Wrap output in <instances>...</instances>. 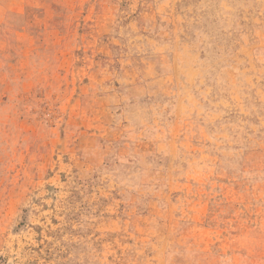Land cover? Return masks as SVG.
I'll list each match as a JSON object with an SVG mask.
<instances>
[{"label": "rangeland", "instance_id": "1", "mask_svg": "<svg viewBox=\"0 0 264 264\" xmlns=\"http://www.w3.org/2000/svg\"><path fill=\"white\" fill-rule=\"evenodd\" d=\"M0 264H264V0H0Z\"/></svg>", "mask_w": 264, "mask_h": 264}]
</instances>
